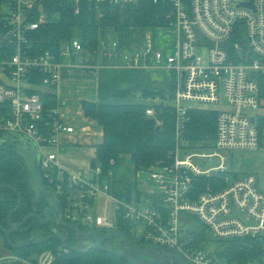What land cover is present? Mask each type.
Returning a JSON list of instances; mask_svg holds the SVG:
<instances>
[{"label": "built area", "instance_id": "2783aa9c", "mask_svg": "<svg viewBox=\"0 0 264 264\" xmlns=\"http://www.w3.org/2000/svg\"><path fill=\"white\" fill-rule=\"evenodd\" d=\"M5 1L0 27V133L20 134L35 144L43 179L65 201V219L88 230L118 231L124 223L135 243L175 249L191 264H227L204 237L206 231L194 227V216L212 233L209 239L257 242L259 256L251 264H264V189L254 174L232 179L227 165L229 152L254 151L262 145L257 122L264 104L260 83L264 0H62L76 14L90 2L100 15L104 5L150 1L163 4L167 24L143 29L136 44L127 45L109 32L96 47L73 37L62 40L56 51L36 55L32 35L48 23L46 0ZM72 64L169 73L172 91L141 98L156 127L164 123L158 106L171 107L175 116V147L168 159L139 171H149L154 189L138 172L137 190L130 199L120 198L111 191L113 169L98 163L83 172L61 162L63 136L79 131L68 123L56 97L62 71ZM42 93L55 95L51 110H46ZM222 97L230 109L217 110L215 145H191L184 136L190 109H213ZM217 173L226 175V184L204 189L203 179ZM70 250L62 245L56 251L47 249L28 263L53 264L57 252Z\"/></svg>", "mask_w": 264, "mask_h": 264}, {"label": "trees", "instance_id": "16d2710c", "mask_svg": "<svg viewBox=\"0 0 264 264\" xmlns=\"http://www.w3.org/2000/svg\"><path fill=\"white\" fill-rule=\"evenodd\" d=\"M46 14L48 23L35 31L32 35V53L40 54L47 50L56 51L60 42L67 38L80 37L86 47H96L102 37L109 32L115 33L122 42L129 41L136 29L166 25L165 7L163 4H154L146 1L136 6H102V14L90 2H86L80 13L76 14L72 6L64 4L62 0H46ZM5 0H0V27L3 21ZM261 96L264 97V78H260ZM173 84L137 83L126 87H119L114 98L119 102H99L86 100L82 103L85 116L97 121L103 136L96 148V155L92 165L102 164L105 170L113 169L115 176L112 181V193L120 198L130 199L132 192L137 190L135 180H125L116 175V167L129 161L136 172L150 169L157 161L168 159V155L175 147V116L169 106H158L157 111L164 123L160 131H156L153 119L146 116V104L143 101L124 102V99L155 96L163 91H172ZM46 110L56 106L55 95L42 93ZM122 101V102H121ZM216 109L192 108L189 111L190 121L187 125L185 139L193 146L199 144L212 148L216 142ZM260 136L264 130V119L259 122ZM3 134L0 133V139ZM116 164L112 166L110 161ZM223 173H217L203 179L204 189L215 184L224 186ZM44 180V179H43ZM44 183L47 185L46 181ZM0 184H9L15 187L22 197L21 205L13 212L12 222L20 224L31 213L43 214L45 200L35 201V193L30 183V171L26 159L15 147L13 142L0 143ZM202 190V188H201ZM62 206L65 201L60 197ZM18 205V195L11 188L0 189V233L4 236L5 245L19 260H3L0 264H29L44 250H58L61 247L59 240L50 239L41 244L23 248H13L11 243L27 241L31 231L39 225L36 216H31L23 225L12 232L7 239L4 231L9 230L8 216ZM31 227L32 229L27 230ZM107 232L106 230H99ZM119 231L127 234L131 242L135 243L126 225L121 223ZM203 239L199 236V240ZM77 245L75 242H69ZM221 244L219 255L227 260V264H251L253 258L259 256L257 242L250 238L234 239ZM146 247V246H145ZM150 248V246H147ZM117 248H121L118 246ZM151 248H155L152 247ZM53 264H133L129 259L114 253L93 249L81 254L70 250L57 252Z\"/></svg>", "mask_w": 264, "mask_h": 264}, {"label": "crops", "instance_id": "0c3cea01", "mask_svg": "<svg viewBox=\"0 0 264 264\" xmlns=\"http://www.w3.org/2000/svg\"><path fill=\"white\" fill-rule=\"evenodd\" d=\"M137 83L167 84L169 73L164 70L142 72L75 64L67 65L63 69L56 88V97L68 123L79 129L75 135L63 136L64 149L59 153L63 165L86 172L92 165L96 148L102 139L100 126L97 121L85 116L82 103L86 100L106 102L115 95L119 87ZM136 97L141 98L140 95ZM259 116L264 118L263 109Z\"/></svg>", "mask_w": 264, "mask_h": 264}, {"label": "water", "instance_id": "95a60500", "mask_svg": "<svg viewBox=\"0 0 264 264\" xmlns=\"http://www.w3.org/2000/svg\"><path fill=\"white\" fill-rule=\"evenodd\" d=\"M244 5H251V4H244ZM253 77L257 78V73L254 72ZM252 121H255V117H252ZM156 131L157 132L160 131L159 126L156 127ZM2 142H24L25 143L23 147H20L19 151L23 153L25 157L30 158L31 164L33 166L34 176L38 182V189H36L33 186L31 175H30V183L35 193V201H38L40 199V196L42 195V192L52 189L51 187L47 186L44 183L42 171H41L40 153H39L38 148L28 138L20 134H16V133L3 134V138L0 139V143ZM1 188H11L18 195V205L14 210H12L9 213V216H8V225L10 226V229L4 231L7 239L9 240V236L12 232L16 231L20 227V225H23L31 216H37V214L35 213L29 214L28 216H26L24 221H22L20 224L13 223L12 222L13 212L17 210L19 206L21 205L22 197L20 193L18 192V190L12 185L0 184V189ZM52 191H53V197L56 200L57 206L59 208H62L59 194L57 193L55 189H52ZM30 229L31 227L27 228V230H30ZM74 230H75V235L77 237H84L89 240L93 238L102 240V242H94L91 245H89L87 248H82L80 247L79 244L74 245V246L71 245L67 237L57 238L61 242L62 246H64L65 248L71 249L75 252L81 253V254L88 253L90 250H93V249H99V250L111 252L123 258L129 259L133 264H191V262L183 256V254H181L175 249H172L166 246H157L155 247V249H152V250L145 249L141 243L131 242L127 234L123 231L110 230L105 233L99 230H95L98 233H88V232H82L80 227H78L77 225H74ZM50 239L51 237H40V238L34 239V236H32L27 241H20L18 243H11L9 241V243L11 244L13 248H23V247H29V246H34V245H41L49 241ZM119 239L123 243V246L121 248H117V246L114 245L115 240H119ZM106 241H110V242L106 243Z\"/></svg>", "mask_w": 264, "mask_h": 264}, {"label": "rangeland", "instance_id": "374dc122", "mask_svg": "<svg viewBox=\"0 0 264 264\" xmlns=\"http://www.w3.org/2000/svg\"><path fill=\"white\" fill-rule=\"evenodd\" d=\"M143 35H144L143 30L136 29L135 32L132 34L131 39L127 42V45L136 44L143 37ZM154 35L157 37L158 35L157 32H154ZM109 36L116 37V34L111 33ZM64 62H67V60H64ZM140 100L141 98L139 97H129L127 99H124L123 101L124 102H135V101H140ZM106 102H119V100L115 99L114 96H112ZM211 108L216 109V110H224V109H230V105L228 101L224 97H222L221 102L219 104L212 105ZM261 109L264 110V104ZM247 111L252 114L256 113L255 111H252V110H247ZM259 122L260 121H258L257 123ZM13 144L15 145L17 149L25 145L24 142H13ZM260 147H261L260 149L254 150V151H231L228 153L227 165H228L229 170L232 172L230 174L232 179L236 177L241 178L248 174H254L258 178L259 187L264 189V130L262 133V145ZM182 157L183 155L181 156V158ZM25 159L29 166V171H30L33 186L36 189H38V182L34 176L33 166L31 164L30 158L26 157ZM116 175L119 177H122L125 180L133 181L138 176V172L135 171L133 165H131L129 161H125L123 162V164H119L116 167ZM139 177L145 179L146 181L148 180L147 181L148 184L152 187V189H154L153 187L154 184L151 182L149 178V171L139 172ZM191 217L195 221L194 227L198 231L200 230L206 231L204 237L207 239L208 242L211 243V247L216 251H220L221 244L216 239H209L210 237L213 236L212 233L204 227L203 223L198 218L194 216H191ZM13 257H15V255H13V253L7 249L5 245L4 236L0 233V261L6 260V259L14 260Z\"/></svg>", "mask_w": 264, "mask_h": 264}, {"label": "flooded vegetation", "instance_id": "af4514ba", "mask_svg": "<svg viewBox=\"0 0 264 264\" xmlns=\"http://www.w3.org/2000/svg\"><path fill=\"white\" fill-rule=\"evenodd\" d=\"M51 188L54 189L53 187ZM52 189L42 192V195L40 196L41 199L43 198L45 200L46 206L43 209V214L41 216L40 215L36 216L39 220V225L35 228L34 231H31L30 237L34 236V239H37L40 237H51V239H54V240H58L57 238H60V237H67L69 242H72V243L75 242L76 244H79L80 247H83V248L84 247L87 248L89 245H91L94 242H102L101 239L93 238L89 240L87 238L77 237L75 235L74 225L65 219V216H64L65 208L63 206L62 208H59L57 206L56 200L53 197ZM41 199H39V201ZM80 229L82 232L98 233L95 230H91V229L89 230L84 229V228H80ZM109 242L110 241H106V243H109ZM114 243H115L114 245H116L117 247L123 246V243L120 239L115 240ZM143 247L149 250L153 249L151 247L150 248L145 247V246Z\"/></svg>", "mask_w": 264, "mask_h": 264}]
</instances>
